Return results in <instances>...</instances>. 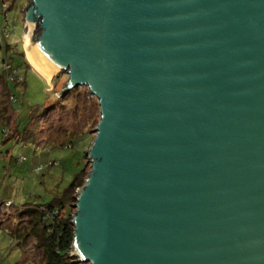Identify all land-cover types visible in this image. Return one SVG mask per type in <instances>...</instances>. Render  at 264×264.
<instances>
[{
    "label": "water",
    "instance_id": "obj_1",
    "mask_svg": "<svg viewBox=\"0 0 264 264\" xmlns=\"http://www.w3.org/2000/svg\"><path fill=\"white\" fill-rule=\"evenodd\" d=\"M24 50L100 122L76 264H264V0H30ZM38 73V74H39Z\"/></svg>",
    "mask_w": 264,
    "mask_h": 264
},
{
    "label": "rangeland",
    "instance_id": "obj_2",
    "mask_svg": "<svg viewBox=\"0 0 264 264\" xmlns=\"http://www.w3.org/2000/svg\"><path fill=\"white\" fill-rule=\"evenodd\" d=\"M29 1L8 0L6 11L0 0V264H43L37 237L29 232L19 244L2 228L31 230V216L18 214L23 206L62 197L89 172L87 153L100 122L98 100L88 88L60 97L64 74L50 87L27 65L22 11Z\"/></svg>",
    "mask_w": 264,
    "mask_h": 264
},
{
    "label": "trees",
    "instance_id": "obj_3",
    "mask_svg": "<svg viewBox=\"0 0 264 264\" xmlns=\"http://www.w3.org/2000/svg\"><path fill=\"white\" fill-rule=\"evenodd\" d=\"M6 47L9 49V46ZM25 61L31 67L26 59ZM6 80L9 84L11 79L7 78ZM14 103H17V100ZM68 146L65 145V147ZM87 174L84 170L78 175L64 191L62 197H57L48 204L23 206L24 210L18 214L31 216V230L24 228V231L21 232L17 228L15 230L2 229H5L13 238L20 239L19 244L29 235V232L37 237V247L41 253L43 264H76L75 259L70 257L74 233L72 221L75 210L73 205L76 202V193L83 186Z\"/></svg>",
    "mask_w": 264,
    "mask_h": 264
},
{
    "label": "built area",
    "instance_id": "obj_4",
    "mask_svg": "<svg viewBox=\"0 0 264 264\" xmlns=\"http://www.w3.org/2000/svg\"><path fill=\"white\" fill-rule=\"evenodd\" d=\"M4 9L7 11L8 9H9V3H8V0H5V2H4ZM7 22V21H6ZM5 31H7V28H5ZM6 36L7 37H9L10 36V34L8 33V31H7V34H6ZM14 102H16V99L14 98ZM13 102V103H14ZM24 160V159H23ZM22 159H20V161H23Z\"/></svg>",
    "mask_w": 264,
    "mask_h": 264
},
{
    "label": "bare ground",
    "instance_id": "obj_5",
    "mask_svg": "<svg viewBox=\"0 0 264 264\" xmlns=\"http://www.w3.org/2000/svg\"><path fill=\"white\" fill-rule=\"evenodd\" d=\"M29 61V60H28ZM30 63V62H29ZM31 65V64H30ZM32 66V65H31ZM34 69V68H33ZM35 70V69H34ZM36 71V70H35ZM37 73H39L38 71H36ZM16 74H18V73H16ZM39 75H41L40 73H39ZM47 82H48V80L43 76V75H41ZM52 79V78H51ZM51 81V80H50ZM51 83V82H50Z\"/></svg>",
    "mask_w": 264,
    "mask_h": 264
}]
</instances>
